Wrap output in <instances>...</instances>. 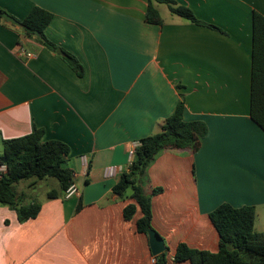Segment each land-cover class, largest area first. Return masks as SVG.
<instances>
[{
	"label": "crops",
	"instance_id": "crops-1",
	"mask_svg": "<svg viewBox=\"0 0 264 264\" xmlns=\"http://www.w3.org/2000/svg\"><path fill=\"white\" fill-rule=\"evenodd\" d=\"M150 1L161 24L145 21L149 0H0L19 20L34 6L52 13L44 32L57 47L0 17V153L4 140L42 129L43 140L69 147L78 188L48 198L55 182L38 201L18 193L20 204L41 205L25 221L0 204V264H150L139 208L124 217L132 189L112 188L128 171L131 144L159 132L180 99L184 120L204 122L207 132L195 151L159 152L140 180L147 194L161 189L151 197V227L167 264L181 242L217 251L209 213L221 203L253 206L254 230L264 233V36L254 51L252 28L264 0H174L204 24ZM110 166L118 171L107 174Z\"/></svg>",
	"mask_w": 264,
	"mask_h": 264
},
{
	"label": "trees",
	"instance_id": "trees-1",
	"mask_svg": "<svg viewBox=\"0 0 264 264\" xmlns=\"http://www.w3.org/2000/svg\"><path fill=\"white\" fill-rule=\"evenodd\" d=\"M156 1L167 4L170 11L180 17L196 24H204L187 6L177 4L174 0ZM3 12L0 9V17ZM144 18L148 23H162L150 0ZM51 19L52 13L34 6L24 18L17 20L27 37L35 38L49 49L56 50L57 47L44 32ZM252 28L255 51L258 40L262 35L264 36V15L256 10L252 11ZM36 32L38 35L35 34ZM63 58L78 75L83 73L82 65L74 56L63 52ZM183 115L184 102L180 99L172 114L162 124L161 130L139 140L128 171L120 175L118 182L112 188L118 195H123L128 188L132 189L131 197L134 203L124 207V217L131 218L139 208L141 216L136 222V227L145 235L147 228L151 227V197L161 190L154 188L150 194L144 192L140 180L148 166L159 152L166 149L195 151L207 132L204 122L187 121L184 120ZM42 136L43 130L35 128L29 134L3 141L0 163L6 164L8 170L6 175L0 178V204L15 209L19 221L36 217L41 205L38 202L20 204L13 188L15 183L30 178H56L59 191L50 190L47 193L48 198H56L73 182V172L66 164L69 147L59 140H43ZM209 218L219 235L217 251L195 249L181 242L176 247L173 264L183 261H189L191 264H264V233L254 230L253 206L235 207L226 202L221 203L209 213ZM155 259L156 264H167L164 252L155 256Z\"/></svg>",
	"mask_w": 264,
	"mask_h": 264
},
{
	"label": "water",
	"instance_id": "water-1",
	"mask_svg": "<svg viewBox=\"0 0 264 264\" xmlns=\"http://www.w3.org/2000/svg\"><path fill=\"white\" fill-rule=\"evenodd\" d=\"M1 17L7 22H9L11 25L22 28L21 23L10 14L3 12L1 14ZM35 34L38 35V32H36ZM57 52L60 54L63 53L61 49H57ZM146 233L152 255L157 256L158 254L163 253L165 251V244L161 235L152 227L147 228Z\"/></svg>",
	"mask_w": 264,
	"mask_h": 264
},
{
	"label": "rangeland",
	"instance_id": "rangeland-1",
	"mask_svg": "<svg viewBox=\"0 0 264 264\" xmlns=\"http://www.w3.org/2000/svg\"><path fill=\"white\" fill-rule=\"evenodd\" d=\"M33 179L35 178L25 179L15 183L13 185L15 192L17 194L22 192L38 201L43 197L46 190L51 189L54 187L55 182H58L56 178L49 177L46 180L44 179V181H39L35 189H30L28 187V182Z\"/></svg>",
	"mask_w": 264,
	"mask_h": 264
},
{
	"label": "built area",
	"instance_id": "built-area-1",
	"mask_svg": "<svg viewBox=\"0 0 264 264\" xmlns=\"http://www.w3.org/2000/svg\"><path fill=\"white\" fill-rule=\"evenodd\" d=\"M20 50L23 51V48L20 47ZM23 53V52H22ZM27 55H31V53H26ZM139 144V142H135L133 144H131L130 148H129V158H130V162L132 160V157H133V154H134V151H135V148L136 146ZM7 165L4 164V163H0V178L5 176L6 173H7ZM118 171V168L116 166H110L109 168L106 169V173H114V172H117ZM78 192V188L76 187V185L72 182L68 187L67 189L64 191V195L65 196H71L75 193ZM150 264H156V259H155V256H152L151 258V261H150Z\"/></svg>",
	"mask_w": 264,
	"mask_h": 264
}]
</instances>
